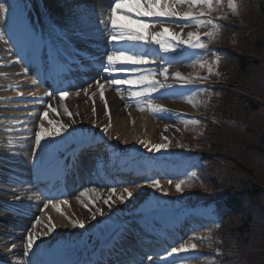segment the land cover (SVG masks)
Returning <instances> with one entry per match:
<instances>
[{
    "label": "bare ground",
    "instance_id": "bare-ground-1",
    "mask_svg": "<svg viewBox=\"0 0 264 264\" xmlns=\"http://www.w3.org/2000/svg\"><path fill=\"white\" fill-rule=\"evenodd\" d=\"M111 1L113 0H42L41 7H44L46 12L55 13L60 17L68 15L70 18L82 15L80 23L85 26V30L83 29L79 36L72 37V40L79 43L91 42L94 49L75 51L69 43L55 37L50 26L33 11L34 9H31L28 0H0V4L9 9L7 13L0 14V179L11 184L9 187L0 189V203L5 205V207L0 205V229L3 228V231H0V260L2 258L5 260L0 264H30L33 260L31 251L26 255L24 250L28 233L32 232L33 223L36 218L41 221L43 204L47 202L44 195L48 199H53L54 203H60L63 200L69 202L68 204L61 203L59 211L49 205L45 214V222L36 225L35 233L47 231L51 223L56 225L55 230L48 236L39 238V242L43 239L44 244L40 245V251L36 252V258H41L42 262L48 261L49 264L55 262L75 264L71 251L76 250L81 241L85 245L94 247L98 245L101 228L95 225L102 215L97 210L102 209L106 213L110 208L108 204L113 205L117 202L113 193L108 191L113 185L110 176L130 174L128 171L134 170V177L130 176V178L139 180L137 185H134L132 181L126 184L133 195L127 197V193L125 194L124 197L127 199L117 205L113 217L129 215L144 200H148L149 209L157 207L149 197L150 193L144 182L149 179L148 176H153L140 169L138 161H141V158L137 157V153L149 152L138 143L139 140H144L149 147L153 141L157 115L152 109L158 92L138 98L132 97L130 92L138 89L122 86L124 90L117 91L115 85L104 84L108 76L94 73L82 79L79 77L78 80L66 82L62 90L68 89L69 95L61 98L59 95H49V92L36 78L32 66H38L35 65L38 58L32 59L30 63L20 58L21 49L28 54L34 52L35 45L30 33H35L41 38L39 44L41 52H45L46 50L43 49L46 47L48 49L50 47L54 54L60 53L63 49L65 53L62 56L73 55L77 59H89V61L91 58H97L100 64L104 65L106 52L114 50L106 41V36L109 35L106 27L109 22L108 4ZM81 7L88 9L83 12ZM79 11H82V14ZM86 12H89L90 16L86 17ZM120 19L128 22L123 16ZM165 27H170L173 31L176 28L174 24H165ZM153 49L156 47L144 50L149 55H155ZM156 51L158 52V49ZM159 56L164 57V53H159ZM85 64L87 67L90 66L89 63ZM158 65L159 60L157 65H151V67L157 69ZM25 67L28 68L27 74L24 73ZM115 77L124 76L116 74ZM97 79L104 84L103 97L95 84ZM33 81L36 83L33 84ZM85 88H88L87 94L83 91ZM160 91L162 95H165L163 89ZM78 92L79 95H77ZM34 97L43 98V103ZM163 99L164 101L159 105L165 108L176 110L185 108L179 103H172L169 98L163 96ZM105 100H107V108L104 105ZM48 104L56 109L55 112L48 109V118L57 127L59 126L58 121L71 124V127L52 142H42L43 150H41L34 147V134L38 131L40 118ZM93 107L96 109L95 113H93ZM130 107L133 109L125 114ZM65 108L72 113L71 117L67 115ZM73 120H75L74 124H72ZM104 121L105 123L97 130L96 122ZM43 122L45 127H51L47 120ZM79 122L82 128H79ZM109 123L108 132L110 134L106 136L103 128ZM91 127L95 130L92 134L89 131ZM90 137L94 142H104L103 148L88 153L79 152L78 155L82 153V158H87L89 163L79 169L67 171L69 161L65 158V154L72 148L88 142ZM106 154L107 158H105ZM161 167V171L165 173L177 172L171 166ZM66 172L69 175L73 174L69 189H65L68 181ZM52 173L53 177L48 181ZM39 182L54 183L58 190L56 193L46 194L38 190ZM21 184H29V187H20ZM162 186L166 189L168 182H163ZM109 197L111 200L105 203ZM91 212H97L95 220L91 218ZM154 216L155 214L146 217L137 216L134 220L145 226L147 223L156 222L153 219ZM73 219L83 220L85 227L73 226L71 222ZM179 220L181 221V217ZM133 223H128L125 230H122L120 238L118 237L120 241L126 239L133 244L138 243L136 235L139 233V227L132 226ZM163 224V227L156 226L159 232H164V227L171 229L174 227L166 220ZM176 226L180 237H184L188 230L187 227L180 224ZM118 246L114 240L110 249L115 248L116 250ZM37 247L35 243L32 249H37ZM169 251L170 249H167L161 254L162 258L158 264H164V262L171 264L173 256H168ZM104 252L103 250L102 253ZM134 255L129 257V252L122 250L121 252L116 251L113 256L104 255L103 257L104 262L108 260V264H149L144 256ZM66 258L68 259L65 260ZM86 264L89 262L87 261Z\"/></svg>",
    "mask_w": 264,
    "mask_h": 264
},
{
    "label": "trees",
    "instance_id": "trees-1",
    "mask_svg": "<svg viewBox=\"0 0 264 264\" xmlns=\"http://www.w3.org/2000/svg\"><path fill=\"white\" fill-rule=\"evenodd\" d=\"M210 14L219 27L200 25L202 35L214 31V36L205 38L208 49L198 54L195 69L196 77H207L202 82L213 86L181 90L182 99L203 115L183 116V148L191 155L200 152L206 165L183 183L179 200L163 201L183 207L216 200L213 246L227 250L229 264H264V186L258 167L264 161V0H213ZM217 43L221 47L212 46Z\"/></svg>",
    "mask_w": 264,
    "mask_h": 264
},
{
    "label": "snow or ice",
    "instance_id": "snow-or-ice-1",
    "mask_svg": "<svg viewBox=\"0 0 264 264\" xmlns=\"http://www.w3.org/2000/svg\"><path fill=\"white\" fill-rule=\"evenodd\" d=\"M213 5V0H114L111 6V14L109 16L110 33L106 36V41L112 46V49L106 52V61L102 65L101 71L108 75V78L104 81V84L115 85L117 91H120L122 86H128L130 89H138L130 92L132 97H140L143 95H151L157 93L161 89H170L172 85L168 83L169 67L171 66V59H165L159 56V53H164L169 58H176L183 56L185 51L188 50H207L208 44L205 43V38L209 40L213 38L214 31L204 33L203 35L199 31H188L183 33V30L177 32L173 31L170 27H165V24H181L183 27H188L190 22H195L197 25H213V28L219 27L215 25L212 19H205V9L210 10ZM199 6V7H198ZM235 8V3L232 4ZM184 9H187L185 11ZM9 11L3 4H0V14H5ZM123 16L128 22H124L120 19ZM159 28V30H157ZM31 39L35 45V51L39 50L40 37L35 33H30ZM156 46L153 49L155 55H149L144 49L149 46ZM141 49L137 51L136 49ZM34 54V53H33ZM59 55V53H56ZM20 58L25 60L26 63H30L31 55L25 53L21 49ZM159 60L160 70L157 71L156 67L151 65H157ZM220 56L217 55V62H219ZM204 66V65H201ZM209 71L211 69L209 68ZM28 68L25 67L24 73L27 74ZM116 74H121L125 78H115ZM157 76H161L163 79H157ZM173 76L178 80L179 86L186 88L190 85H195L196 80H205L207 77L184 76L179 71L173 73ZM33 84L36 81L32 82ZM95 84L100 90L101 97L104 96V84L99 79L95 80ZM91 87V85H89ZM85 94L88 92V88L83 89ZM50 95V94H49ZM68 91L60 90L59 96L64 98L68 96ZM79 95V92L77 93ZM95 95V93H93ZM43 103V98L34 97ZM105 108H107V100L104 101ZM55 112L56 109L52 108L51 104L47 105V108L42 113L40 122L38 124V131L34 134V147L43 150L44 143L52 142L56 137L60 136L62 132H67L71 127V124H65L63 122H57V127L51 119H49V111ZM154 112L165 113L170 110L161 105H155L152 109ZM96 109L93 107V113ZM65 112L69 117L72 113L65 108ZM110 115V113H109ZM44 120H47L51 127H45ZM193 122L199 123L200 121L194 120ZM75 120L72 121V124ZM110 123L104 125L103 132L106 134ZM167 138L165 137V140ZM144 148L149 151L159 152L161 150H168L170 148L169 143L149 144L144 140H139ZM183 147V145H181ZM147 182V181H146ZM170 184L171 180L168 181ZM152 187L161 189V184L158 179L152 178L150 180ZM184 181L181 180L175 185L178 192L183 191ZM115 192V188L112 189ZM127 197H132V192L125 189ZM127 197L121 196V200L127 199ZM111 197L105 200V203H109ZM61 203L68 204L67 200H63L60 203H54L53 199H49L43 204V208L47 209L49 205H52L57 211L60 210ZM87 207V206H86ZM111 207V204H109ZM100 215H104L102 209L97 210ZM97 212H91V218L96 219ZM72 225L84 228L85 223L83 220L73 219ZM39 218H36L35 224L32 225L35 228L40 224ZM219 226V225H217ZM56 228L54 223L48 226L47 231L38 232L33 234L28 233L27 245L25 248V254L27 255L36 243V240L41 236H48ZM197 245L195 243L191 245H185L180 243L178 247H171L168 252V256H175L179 259L180 264H187L189 257L196 255ZM181 254H185L182 256ZM150 259V258H149Z\"/></svg>",
    "mask_w": 264,
    "mask_h": 264
},
{
    "label": "rangeland",
    "instance_id": "rangeland-1",
    "mask_svg": "<svg viewBox=\"0 0 264 264\" xmlns=\"http://www.w3.org/2000/svg\"><path fill=\"white\" fill-rule=\"evenodd\" d=\"M28 2L31 4V9H34L33 11L40 17H42L45 21L46 24H48L52 31V33H54L55 37L60 38V40L69 43L72 48L75 51H89L91 49H94V47H92V45L90 44L91 42L88 43H79L78 41H73L72 37L74 36H79L81 34V31L84 29L85 30V26L81 25L80 21H82L81 16L82 15H77L75 18H70L67 16H59L57 14H53L51 12H46L44 10V7L42 8L41 5H43L42 0H28ZM114 0L111 1V3L108 4V11H109V16L111 14V6L113 5ZM199 7V6H198ZM86 9L88 8H84L81 7V10L86 11ZM40 10V11H39ZM185 11H187V9H184ZM208 9H205V12H207ZM79 13L82 14V11H79ZM95 14V13H94ZM90 16L89 12H86V17ZM95 21V20H94ZM107 23V21H106ZM174 26L176 27L174 30L179 32L181 31V29L183 30V33H187L188 31H198V26L195 23H189L188 27H183V23L177 25L174 24ZM107 30L110 33V27H109V22L106 25ZM157 30H159V28H157ZM74 43H76V45H74ZM156 46H149V49H152ZM148 48H146V50H148ZM162 58H167V59H171V66L169 67V77H168V83L172 85V88L165 89V93L167 95V98L170 99V101L172 103H179L176 100V90L179 86L178 80L173 76V73H175L176 71H179L180 73H182L184 76H193V71H194V61H193V52L192 50H188L185 51L183 56L180 57H176V58H169L166 55ZM160 70V65L157 69V71L159 72ZM195 72V71H194ZM104 73V72H103ZM161 79H163L161 76H158ZM122 89V88H121ZM233 89V88H232ZM52 93L54 92V90H50ZM65 91H68V89H66ZM235 92L240 94V93H244L241 89H235ZM69 93V91H68ZM57 95H59V92L57 91L56 93ZM85 101H87V99L85 98ZM162 101H164L163 97L160 94H157L156 99L154 100V106L155 105H159ZM73 104V103H71ZM133 109V107L128 108V111L125 113L127 114L128 112H130ZM168 109V108H167ZM169 112H165V113H159L156 112V130L153 136V141L151 143L152 144H158V143H169L170 144V149L172 150H176V149H182L181 145H183V139H184V134H185V129L184 126L182 124H179V120H176V116L174 110L169 109ZM105 123L104 122H96V127L97 130L100 129V126ZM79 128H82L81 123H78ZM90 133H94L95 130L91 127L90 128ZM109 132L107 131L106 136H109ZM165 137L167 138L165 140ZM89 140H91V142L93 143L92 138H89ZM151 147V146H150ZM154 151H149L148 153L150 154L149 157L147 159H144L141 163V165L143 163H150L152 166L149 169L146 170H150V172H152L154 174V176H156V169H154V165H157L158 160L153 156ZM140 154L145 155V152H140ZM213 155L218 156V154L216 152L213 153ZM180 156L184 157L186 156V152L182 151ZM259 159V158H258ZM263 159H264V154H263ZM162 161V159L160 160ZM79 164L78 163L76 166L78 167ZM83 164H86V160H83ZM164 165H168V166H175L177 167L180 171H182L178 176L176 177H166V178H159V177H154L155 179H158L160 181V184L162 186L163 182H168L169 180L172 181V183L170 184L168 182V186L166 189H164L165 187H161V189H156L154 187H152L150 180H144L145 184L147 185L148 191H149V197L151 198V200L153 201V203L157 206L156 202H159V198L166 196V197H171L173 199H177L180 197L178 191L176 190L175 185L177 183H179L181 180H184V177H187L190 175V170L192 168L195 167H200L201 166V162L199 160L198 157H193V158H183L177 162L174 163H170L165 161ZM258 167L262 168V170H260L261 175H260V180L263 182L262 186H264V177H263V172H264V161L259 163ZM152 170V171H151ZM118 179V178H117ZM117 181V180H116ZM147 181V182H146ZM11 186V184L9 183H5L0 179V189L2 188H6ZM19 186V185H18ZM216 186V185H215ZM20 187H29V184H21ZM259 188H262L261 185L258 184ZM115 188V192H112V189ZM118 188H116V186L110 187L108 189V191H110L111 193H113V195L115 196L117 202L114 203L113 205H111V207L108 209V212L104 213V215L101 216V218H99L96 222L95 226H101V235L102 234H107L108 232L112 231L113 228L117 225L121 226V230L125 229L124 223H127L128 219L132 218L133 216H124V217H113V212L114 210L117 208V205H119L120 202H122L123 200H121V196H125V194L127 192H125V189H128V186L126 185H121V190H118ZM263 189V188H262ZM1 196V195H0ZM48 201V199H46ZM262 202H264V198L261 199ZM0 205L4 206L3 204L0 203ZM109 205V204H108ZM251 205V204H249ZM149 203L148 200H144L141 205L137 208L133 209V212L131 214L133 215H139L141 214L142 211L147 212L149 210ZM3 210V209H2ZM5 210V209H4ZM48 209H44L42 211V216H41V222L44 223L45 222V214L47 213ZM1 211V210H0ZM157 219L158 220H162L161 216L162 213L160 214L159 211H157ZM210 213L211 210L210 209H204L203 207H199L197 206L196 208H194V210L192 212H188L185 214H180L177 216H173V217H168L167 219H171L172 223H176L178 217H182V221L181 224L183 225H187L188 228H191L190 231L188 229V232L186 233V236L184 239H180L179 241H177L172 247H178L180 245V243H184L185 245H191L193 243H195L197 245V251H196V255L194 257H189L187 259V264H197V262H200V264H219L218 258L216 256V251L212 250L210 248L212 242L210 241L211 238H214L215 235V224L210 222ZM164 214V213H163ZM196 216L199 218L197 219ZM186 217V219H184ZM126 218V219H123ZM254 218L256 219V216H254ZM100 220V221H99ZM104 220L109 222H104ZM99 221V222H98ZM35 224V222L33 223ZM264 224V223H263ZM1 226V225H0ZM0 231H3V228L0 229ZM37 231V227L35 226V228L32 227V233L35 234V232ZM119 246H118V251H122V250H126V252H129V257H133L135 256L134 254L139 253V250L135 247V245H132V242L123 239L122 241H119ZM36 244H37V248H40V245L44 244V240L42 239L39 242V239L36 240ZM87 249H92L93 246H87ZM35 249H32L30 254L32 255V257L34 256V252ZM39 250V249H38ZM86 250V249H84ZM137 252V253H136ZM262 253L264 254V248L262 249ZM141 254V253H140ZM182 256H184L185 254H181ZM146 257V260L149 264H157V262L161 261L162 255L159 254H153V255H143ZM150 258V259H149ZM200 260V261H197ZM1 261H5L3 258L1 259ZM39 261H36L34 258L33 260L30 262V264H38ZM167 262H164V264H166ZM171 264H180V261L177 257L173 256L172 260H171Z\"/></svg>",
    "mask_w": 264,
    "mask_h": 264
}]
</instances>
